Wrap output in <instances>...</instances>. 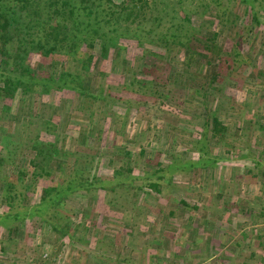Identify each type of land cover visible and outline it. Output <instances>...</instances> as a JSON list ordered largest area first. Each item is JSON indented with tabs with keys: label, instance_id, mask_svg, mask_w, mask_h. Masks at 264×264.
I'll return each mask as SVG.
<instances>
[{
	"label": "rangeland",
	"instance_id": "obj_1",
	"mask_svg": "<svg viewBox=\"0 0 264 264\" xmlns=\"http://www.w3.org/2000/svg\"><path fill=\"white\" fill-rule=\"evenodd\" d=\"M189 1L192 5L202 1L208 3L206 8L200 9L203 15L190 17L194 28L201 27V36L193 37L191 42L198 43L201 48L186 50L182 46H172L167 50L160 45L146 44L144 49L134 38H122L120 42L125 50L121 56L128 59L129 65L116 64L117 67H113L111 59L116 51L110 48L102 60L96 55L97 48L92 50L95 54L92 68L94 72L103 71L108 75L104 80L109 87L112 86L109 92L121 97L128 93L136 98L127 112L118 108L115 117L118 123L114 124L115 130L110 131L106 140H99L94 145L78 144L76 139L71 141L70 137L83 129L88 133L90 127L99 126L106 131L110 119L107 113L104 116L101 112L91 120L86 119L79 116L77 109L70 111L67 107L68 114H65V109L59 110L64 102H60L61 96L48 99L18 91L9 102L8 110L1 107L0 101V158L5 160L0 165V182L5 174H10L8 178L11 180L20 166L30 174L32 166L29 160L34 152L25 141L37 133L44 140L64 139L60 142L63 150L92 152V168L98 176L109 177L112 167L121 165V162L113 165L109 162L111 152L116 150L111 146L113 139L115 146L123 144L131 150L133 164L143 163V158L150 159L153 167L161 158L166 164L165 158L173 153L187 160L196 156L193 145L197 137L204 134L201 128L203 120L198 115L201 95L194 93L190 84L207 77L220 49L227 52L232 48L233 53L239 50L241 63L234 65L237 74H232V79L222 81L227 86L226 96L217 98L212 104L213 108L216 103L223 104L221 109L218 108V119L227 130L217 143L207 133L211 156L219 161L214 166L200 168L196 174L189 173L190 181L187 177L182 178V173L176 175V180H173L180 188L175 194L163 187L161 195L147 196L140 212L134 215L130 209L125 212L110 209L103 196L94 202L91 198L75 197L70 202L74 208L63 210L62 219L68 221L71 230L75 227L85 230L83 234L81 231L78 233L83 236L82 243H73L66 237L62 238L63 241L51 238L42 227L24 225L20 227L22 232L13 236L5 251L0 248V264H117L118 261H123L121 264H153L156 260L160 262L158 264H172L164 259L175 251L181 253L179 257L184 254V262L190 259V264H218L221 259L230 264H263L264 178L243 174L242 165L249 164L250 160L243 161L241 154L248 152L247 145L252 142L264 145V3L260 23L256 24L251 13L236 0ZM166 2L173 6V0H164ZM169 19L166 17V21ZM146 29L138 31L144 35ZM238 36L242 39L239 40ZM140 38L146 41L149 36ZM213 46H216L214 50ZM50 62L46 59L43 64ZM35 63L39 65V61ZM138 68L146 69V73L152 71L141 77L150 85H145L139 94L115 90L113 85L119 86L117 82L127 79L126 69L134 72ZM151 79H157V83L150 82ZM151 89L168 96L169 101L154 99ZM139 103L144 104L140 106ZM137 106H140L138 110L135 109ZM31 121L35 124H29ZM44 121L57 125L55 132L50 130L53 134L44 132L40 125ZM90 134L93 133L90 131ZM141 149L145 153L139 157ZM103 150L106 156L102 155ZM152 151L154 153L149 155L148 152ZM118 158L122 156L118 155ZM257 172L259 170L255 174H259ZM56 174L53 172L52 176ZM45 184L46 181L42 180L38 186ZM30 195L29 201L33 202L35 195ZM176 196L183 197L190 205L196 204V209H182ZM116 202L125 203L122 198ZM77 204L88 208L86 213ZM224 205L228 206L226 211ZM3 209L5 206L0 201V212ZM200 227L201 230L197 231ZM5 233L6 228L0 227V242L5 240ZM160 242H164L163 245L158 244ZM154 254H158L156 260Z\"/></svg>",
	"mask_w": 264,
	"mask_h": 264
},
{
	"label": "trees",
	"instance_id": "obj_2",
	"mask_svg": "<svg viewBox=\"0 0 264 264\" xmlns=\"http://www.w3.org/2000/svg\"><path fill=\"white\" fill-rule=\"evenodd\" d=\"M236 1L251 13L253 22L260 23L259 17L264 3L262 0ZM190 3L189 0H173L172 6L169 2L164 3V0H0L1 107L8 110L9 102L18 91L25 94L35 93L48 99L61 96L59 100L64 101L61 102L64 106L60 104L59 110L65 109V114H68V109H77L80 111L79 116L86 119L91 120L100 112L104 113V116L107 113L110 119L106 131H102L99 126L90 127L88 133L83 129L78 135H72L71 141L76 139L78 144L94 145L99 140H106L110 131L115 130L114 124L118 123L115 118L118 108L119 111L127 112L133 107L136 98L130 97L128 93L121 97L114 95L115 92H109L112 86L109 87L108 82L104 80L108 75L103 71L94 72L92 68L95 56L92 50L97 48L96 55L102 60L107 57L110 48L116 51L111 59L113 67H117L122 64L129 65L128 59L121 56L125 50L120 42L122 38H134L142 48L146 44L160 45L167 50H171L172 46H182L186 50H196L198 46L201 48L198 43L191 42L193 37L201 36V27L194 28L190 17L194 14L199 15L197 17L203 15L204 12L201 13L200 9L206 8L208 3ZM158 6L164 7L157 8ZM166 17L170 19L166 21ZM144 28H147V31L143 35L142 31L138 30ZM141 36L149 38L145 41ZM238 37L239 40L242 39ZM215 47L213 46L212 50ZM219 53L211 70L207 72V77L201 81L194 80L190 84L194 93L201 95L198 115L203 120L201 128L204 134L199 135L201 137H197L196 143L192 144V150L197 154L188 160L173 153L165 158L166 164L162 158L154 167L151 160L145 158L143 163L133 164L131 150L123 144L115 146L113 139L111 146L116 150L111 152L109 162L112 165L121 162V165L113 166L109 177L98 176L92 168V152L85 154L63 150L60 148V142L64 139L44 140L38 133L30 139L27 138L25 142L34 152L33 158L29 160L32 166L30 174L29 170L20 166L11 176V180L8 178L10 174H5L0 182V201L1 205L5 206V210L0 212V227L7 230L4 234L5 240L0 242L2 251L6 250L14 235L19 236L22 232L20 227L24 225L42 227L43 231H48L47 236L51 238L63 241L62 238L66 237L73 243H82L83 236L78 233H82L84 229L78 230L75 227L71 230L68 221L62 219L63 210L74 208L71 201L75 197L91 198L93 201L103 196L110 209L120 212L130 209L134 215L140 212V206L147 196L161 195L163 187L175 194L180 188V185L174 183L176 175L182 173V178L187 177L190 181L192 177L189 173L196 174L200 168L214 166L219 160L211 156L212 148L207 146V133H210L217 143L224 137L227 128L218 119V108L221 109L223 104L216 103L214 108L212 104L217 98L226 96L227 86H224L222 81H228L232 79V74H237L234 65L241 61L239 50L233 53L232 48L227 52L220 49ZM197 55L201 56V53L197 52ZM46 59L51 61L47 65L43 64ZM38 61L39 65L35 63ZM240 63L238 65H241ZM145 70L138 68L133 72L126 69L127 79L117 82L119 86L116 84L113 87L120 92L127 90L135 94L141 93L145 85H150L146 79L141 78L152 73H146ZM150 82L156 84L157 79H151ZM150 93L154 95V99L169 101V97L158 90L151 89ZM139 104L141 106L144 103ZM140 106L135 109L138 110ZM29 124L33 125L35 122L31 121ZM40 125L47 134H53L57 129V125L49 121L41 122ZM90 131L93 134H90ZM247 146L248 152L241 154V157L243 161L250 160V163L242 165L243 174L264 178L263 143L259 146L257 142H252ZM102 152L103 156L107 155L105 150ZM144 153L141 149L138 156L141 157ZM153 153L148 152L149 155ZM118 155L122 158H118ZM95 161L98 162L96 159ZM4 163L5 160L0 158V165ZM258 170L259 174H255ZM53 172H57V176H52ZM63 173L66 175H62ZM42 180L46 181V184L39 187L38 183ZM30 193L35 195L33 202L29 201ZM176 197L179 198L182 209H196V204L190 205L183 197ZM119 198L124 199L125 203L116 202ZM78 206L84 213L88 210L85 206ZM227 208L228 206L224 205V211ZM169 215H172V212H169ZM128 222L129 219L126 223ZM202 227L197 228V231ZM257 237L261 239L262 236ZM162 243L164 242L158 244ZM180 254L177 251L172 252L164 261L172 264H184L186 261L187 264L191 263L190 259L184 262V254L179 257ZM157 255H153L155 260ZM122 262L118 261L117 264ZM261 262L264 264V258ZM158 263L160 262L156 260L153 264ZM218 264L230 263L221 259Z\"/></svg>",
	"mask_w": 264,
	"mask_h": 264
}]
</instances>
